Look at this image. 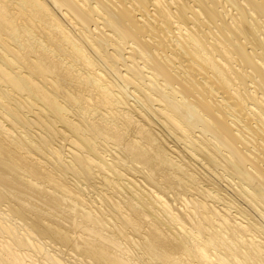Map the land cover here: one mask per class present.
Returning <instances> with one entry per match:
<instances>
[{
    "label": "bare ground",
    "instance_id": "obj_1",
    "mask_svg": "<svg viewBox=\"0 0 264 264\" xmlns=\"http://www.w3.org/2000/svg\"><path fill=\"white\" fill-rule=\"evenodd\" d=\"M0 264H264V0H0Z\"/></svg>",
    "mask_w": 264,
    "mask_h": 264
},
{
    "label": "rangeland",
    "instance_id": "obj_2",
    "mask_svg": "<svg viewBox=\"0 0 264 264\" xmlns=\"http://www.w3.org/2000/svg\"><path fill=\"white\" fill-rule=\"evenodd\" d=\"M70 180V179H69Z\"/></svg>",
    "mask_w": 264,
    "mask_h": 264
}]
</instances>
